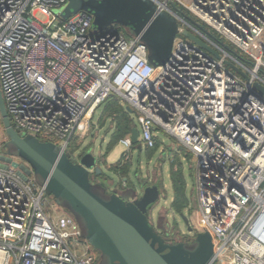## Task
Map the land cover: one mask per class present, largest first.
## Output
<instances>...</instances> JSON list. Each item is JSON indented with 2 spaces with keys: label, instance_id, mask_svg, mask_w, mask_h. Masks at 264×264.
Wrapping results in <instances>:
<instances>
[{
  "label": "built area",
  "instance_id": "obj_1",
  "mask_svg": "<svg viewBox=\"0 0 264 264\" xmlns=\"http://www.w3.org/2000/svg\"><path fill=\"white\" fill-rule=\"evenodd\" d=\"M153 1L220 57L178 33L167 62L154 67L138 36L113 25L93 33L85 10L64 19L68 0H0V91L9 121L76 158L70 142L117 96L136 113L142 146L153 147L162 131L191 153L197 214L217 264H264V95L253 85H264V0ZM119 143L126 161L130 134ZM31 173L24 160L0 154V264H93L74 218L49 215L50 199Z\"/></svg>",
  "mask_w": 264,
  "mask_h": 264
},
{
  "label": "water",
  "instance_id": "obj_2",
  "mask_svg": "<svg viewBox=\"0 0 264 264\" xmlns=\"http://www.w3.org/2000/svg\"><path fill=\"white\" fill-rule=\"evenodd\" d=\"M80 10L93 14V25L99 31L112 25L128 28L132 36H138L145 44L148 62L154 67L167 62L178 33L220 57L204 40L188 29H180L179 20L167 10H159L153 0H68L62 16L67 19ZM180 18L238 57L228 44L189 15L183 13ZM226 63L248 77L232 62ZM253 85L264 95L263 84ZM126 109L131 111L127 105ZM0 116L7 143L40 179L39 185L44 186L45 192L81 223V235L100 253L103 264H217L213 237L208 230L193 232L189 241L171 242L165 239L167 233L156 228L151 213L159 199L156 184L140 182L138 190L133 182L130 186L113 187L107 180H97L95 185L103 191L98 193L91 174L101 173L100 162L91 148L83 149L74 158L53 142L18 133L9 121L1 91ZM130 141L139 150L145 148L138 141L137 127H132Z\"/></svg>",
  "mask_w": 264,
  "mask_h": 264
},
{
  "label": "rangeland",
  "instance_id": "obj_3",
  "mask_svg": "<svg viewBox=\"0 0 264 264\" xmlns=\"http://www.w3.org/2000/svg\"><path fill=\"white\" fill-rule=\"evenodd\" d=\"M40 17L43 18L41 15ZM113 27H116L125 37L132 36V32L128 28L119 25H113ZM90 30L93 33L100 32L94 25ZM123 107L126 108L124 103ZM101 112L102 106L98 107L93 113L88 133L83 138L77 136L70 142L69 148L74 155L77 156L80 151L87 147L91 148L96 156L106 152V146L110 141L114 123L110 119L101 122ZM130 114L134 123L137 125V129H139L136 113L131 111ZM124 150L125 147L118 142L109 151L107 160H116ZM185 152V150L180 148V143L162 131L158 134L157 146L153 152L150 153V149L146 148L139 150L135 146L129 149V178L132 180L133 184L136 185L138 190L140 189V182L157 185L159 199L152 212L150 211L152 213L153 223L159 231L167 233L166 235L174 233V239L177 240L183 236L185 239L191 238L193 232L202 229L200 218L197 214L196 195L193 188L192 155L188 157ZM0 154L9 156L20 163L23 162V160L15 154L13 147L7 143V140L0 141ZM171 174L177 177L180 176L185 184L187 205L182 208L181 212L173 209L171 205L174 195ZM30 177H32L36 183L40 184V179L34 173H31ZM100 181H103V179L101 178ZM92 182L95 190L98 193H102V188L95 185L96 180L93 179ZM44 195L45 198L50 199L47 209L51 217L54 218L66 212L74 218L80 232H83L81 223L75 219L66 207L58 205L56 200L47 192H45ZM123 195L127 197L126 193H123ZM190 230H192V232H190ZM86 244L94 253H98V258H96L93 264H103L100 253L93 249L88 243ZM81 248L83 249L84 245H82Z\"/></svg>",
  "mask_w": 264,
  "mask_h": 264
},
{
  "label": "trees",
  "instance_id": "obj_4",
  "mask_svg": "<svg viewBox=\"0 0 264 264\" xmlns=\"http://www.w3.org/2000/svg\"><path fill=\"white\" fill-rule=\"evenodd\" d=\"M174 6L177 9H179L181 12L189 14L183 7L178 6L176 4ZM209 31L213 33V31H211L210 29ZM123 103L124 101H122L120 98H118L115 95H112L102 105L100 121L102 122L106 119H110L114 123L110 141L106 146V150L108 152L119 142L121 138L130 134L132 127H136V124L134 123L130 114L131 111L124 108ZM156 146H157V139L153 147H146V149H150V153H151L154 151ZM180 148L186 151L185 153L188 157H191V153L187 151L186 148H184L181 144H180ZM122 155L123 153L121 154L120 158L110 166V170L115 174H118L120 178L126 177V180L124 182H126L127 185L130 186L132 183L128 179V170H129L128 162L130 158L128 159V161H123ZM103 177L104 176L102 171L99 175H95L94 173L91 174V180L93 179L96 180L97 178L103 179ZM171 180H172V189L174 193L171 201V205L173 209H175L178 212H181L182 208H184L187 205V198L185 195V184L180 176L177 177L176 175L171 174ZM119 187H122L121 181L119 182ZM190 239L191 238H188L185 241H189ZM171 241L173 240L171 239Z\"/></svg>",
  "mask_w": 264,
  "mask_h": 264
},
{
  "label": "crops",
  "instance_id": "obj_5",
  "mask_svg": "<svg viewBox=\"0 0 264 264\" xmlns=\"http://www.w3.org/2000/svg\"><path fill=\"white\" fill-rule=\"evenodd\" d=\"M137 127V125H136ZM187 150V149H186ZM188 151V150H187ZM108 151L106 150V152H104L103 154H99L97 157L99 158V162H100V168H101V171L103 172V179L104 180H107L108 182H111L113 184V187H116V186H119V182L121 181V186L122 187H125V186H128L125 181V178L126 177H123V178H120V176L118 174H115L114 172H112L110 170V166L112 164H114L119 158H117L116 160L114 161H108L107 160V155H108ZM123 153V152H122ZM121 156V155H120ZM129 172V171H128ZM128 179L129 181L132 182V180L129 178L128 176ZM97 180H100V178H97ZM173 198V197H172Z\"/></svg>",
  "mask_w": 264,
  "mask_h": 264
},
{
  "label": "flooded vegetation",
  "instance_id": "obj_6",
  "mask_svg": "<svg viewBox=\"0 0 264 264\" xmlns=\"http://www.w3.org/2000/svg\"><path fill=\"white\" fill-rule=\"evenodd\" d=\"M173 234H174V233H170L169 235H165V239H166L167 241H171V239H172L173 241H171V242L185 241V240H186V239L184 238V236H183V237H180L179 240L174 239V235H173ZM96 251H97V250H96ZM95 255H96V258H98V253L95 252Z\"/></svg>",
  "mask_w": 264,
  "mask_h": 264
}]
</instances>
